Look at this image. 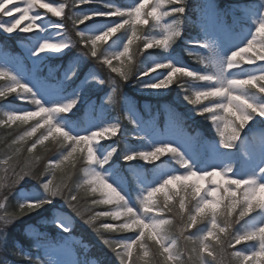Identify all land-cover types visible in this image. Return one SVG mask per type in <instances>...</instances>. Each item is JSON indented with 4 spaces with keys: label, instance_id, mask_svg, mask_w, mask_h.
<instances>
[{
    "label": "rangeland",
    "instance_id": "374dc122",
    "mask_svg": "<svg viewBox=\"0 0 264 264\" xmlns=\"http://www.w3.org/2000/svg\"><path fill=\"white\" fill-rule=\"evenodd\" d=\"M76 1L75 25L93 22L84 30L88 41L95 49L106 47L115 71L129 79L135 70L131 50L146 53L130 86L134 93L172 95L175 109L168 108L161 125L126 91L121 114L114 110L119 103L114 89L95 96L103 86L97 69L75 82L81 56L72 57L65 69L52 63L78 52L64 18L66 0H0V34L6 45H14H0V79L9 82L6 94L21 90L17 99L34 104L9 109L6 121H36L29 138L45 129L46 138L66 140L70 149L58 169L83 154L91 163L86 177L91 190L113 204L109 215L124 230L134 232L123 242L129 257L140 249L145 261V241L157 240L168 262L176 263L174 242L161 235L160 207L173 203L181 212L194 211L191 226H199L204 264H264V0H191L196 34L186 42L178 14L185 12V0H125V6ZM120 16L124 19L108 26L102 21ZM147 18L154 22L151 32L141 33ZM124 27L128 31L112 40ZM182 113L201 129L186 131L179 123L185 120ZM125 123L132 129L129 136L123 134ZM128 139L139 144L133 147ZM130 173L138 186L135 194L128 189ZM53 181L48 188L57 195L62 183ZM16 182L23 185L24 179ZM41 192L20 190L22 205L36 207ZM54 212L49 225L58 239L43 246L46 264H101L78 256V249L86 252L88 246L73 235V218L60 208ZM28 232L43 233L36 226ZM215 245L224 252L221 258L211 252Z\"/></svg>",
    "mask_w": 264,
    "mask_h": 264
},
{
    "label": "trees",
    "instance_id": "16d2710c",
    "mask_svg": "<svg viewBox=\"0 0 264 264\" xmlns=\"http://www.w3.org/2000/svg\"><path fill=\"white\" fill-rule=\"evenodd\" d=\"M66 1L68 8L64 18L68 30L77 41L78 48L74 52L77 50L78 52L68 55L60 61L53 60L52 63L57 66L60 64L62 65L61 69H65L68 64L72 63V57L75 59L81 56L83 61L77 70L78 76L75 82L84 78L91 69H97L103 86L102 91L100 90L95 96L101 97L108 90L114 89L116 93L114 95L117 96L119 102L114 110L122 114L121 98L128 91L127 94L138 97L139 104L147 105V109L151 112L149 114L158 115L159 120L164 122L167 102H171L172 95L158 98L139 96L133 91L134 85L130 87L137 80V69L140 61L146 58V53H139L135 47L131 50L135 70L132 71L130 78L126 79L108 64L106 57L111 53L105 52L106 47L101 46L100 49H95L88 41L84 30L93 22L89 21L78 27L75 25V20L72 17L77 1ZM88 1L99 4L113 2L118 6L126 5L125 0ZM193 5L191 0H186L182 5L185 12L178 13L184 21L182 38L185 39H192L191 37L196 33V10ZM120 19H124V16L109 18V20L102 19V21L108 26L112 21L116 22ZM148 21V25L139 27L141 33L151 32L150 28L154 22L151 19ZM127 31L128 27H124L112 40H119ZM7 40L0 34V45L14 49L13 44L6 45ZM187 60L191 65H196L193 59ZM8 87L9 82L6 79H0V218L3 220L0 221V264H46L45 258H42L41 255L43 246L58 239L55 227L49 225L55 217V208H60L74 218L73 235L80 237L88 244L89 249L86 252L83 247L78 249V256H84L85 259L95 258L100 260L101 264H171L167 260L166 253L162 251V245L155 240L147 239L145 241L148 248V258L145 261L140 259V249L135 252L134 257L128 256L123 242L132 237L134 232L124 230L119 225L120 221L118 222L109 215V211L114 207L113 204L105 203L99 193L91 190L86 181L87 169L91 163L85 160L83 154H80L67 169H58L57 165L62 160V156L70 149V144L63 138L55 140L46 138L45 129H40L29 138L27 133L35 127L36 121L10 125L6 121L9 109L21 111L24 107L34 104L30 101L23 102L17 99L21 90L6 94L5 91ZM78 113L82 123L84 110L82 109ZM181 123L190 133L194 131V128L199 127L194 125L191 120H184ZM125 127L126 130L124 129L123 134L129 136L132 129L127 124ZM126 143L121 142V148L126 147ZM129 143L133 147L139 144L135 140H129ZM4 160L6 161L5 168L2 163ZM4 174L9 177L6 178ZM19 179H24L23 185L16 182ZM52 179H54V183H62L57 195H53L51 189L48 188L49 183L47 182ZM128 179L129 189L135 194L138 186L131 173ZM7 180L9 183L6 182ZM14 182L15 184H11ZM23 188L42 191V195L37 199L39 203L36 207L22 205L19 194ZM160 209L163 213L161 235L163 241L174 242L172 255L176 258L175 264H204L200 250L202 245L198 239L199 235H196L199 226H191L194 211L191 209L187 213L181 212L173 206V203L162 205ZM29 226H36L43 233L30 234ZM220 248L215 245L211 252L218 253L221 258L224 252ZM229 261V264L235 262L234 260Z\"/></svg>",
    "mask_w": 264,
    "mask_h": 264
}]
</instances>
